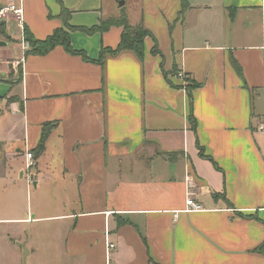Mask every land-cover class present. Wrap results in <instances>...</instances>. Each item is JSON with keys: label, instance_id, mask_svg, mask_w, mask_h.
I'll list each match as a JSON object with an SVG mask.
<instances>
[{"label": "crops", "instance_id": "crops-1", "mask_svg": "<svg viewBox=\"0 0 264 264\" xmlns=\"http://www.w3.org/2000/svg\"><path fill=\"white\" fill-rule=\"evenodd\" d=\"M16 1L22 21L0 23V264H264V0ZM124 15L151 33L143 58L99 62L124 30H86ZM60 29L80 54L25 41Z\"/></svg>", "mask_w": 264, "mask_h": 264}, {"label": "trees", "instance_id": "trees-1", "mask_svg": "<svg viewBox=\"0 0 264 264\" xmlns=\"http://www.w3.org/2000/svg\"><path fill=\"white\" fill-rule=\"evenodd\" d=\"M62 13L65 14L64 16L67 21L70 13H68V11L65 9L62 10ZM111 26H119L123 28L124 31L122 34L121 44L117 49H103L99 57V62L103 63L106 59V55H116L125 51H132L137 55L138 58H143L144 39L150 36L151 33L142 25H139L138 27L129 25L125 15L119 20L110 19L109 21L102 22L99 26H95L92 30H86V32L90 34L94 32H106L109 30V28H111ZM25 41L31 46L33 54L46 55L58 46H62L67 50V52L71 54H80L72 47V44L70 43V33L65 29L57 30L53 35L49 36V38L45 40L35 39L28 30H25ZM155 53H159L157 42L153 50V54ZM187 85L188 89H190L189 92H191V89L198 87L191 82H189ZM42 149L43 141L38 146L37 150L42 151ZM259 252L264 254V244L259 248Z\"/></svg>", "mask_w": 264, "mask_h": 264}, {"label": "built area", "instance_id": "built-area-1", "mask_svg": "<svg viewBox=\"0 0 264 264\" xmlns=\"http://www.w3.org/2000/svg\"><path fill=\"white\" fill-rule=\"evenodd\" d=\"M22 13H23L22 5L18 4L16 0H10L9 3L1 7L0 18L5 19L10 16H13L17 21L18 20L22 21V17H23ZM180 77H182V75H180ZM27 165H28V169L35 166L32 155H28ZM191 196L192 195H189V198L186 202V206L188 207L186 212L190 213V212L201 211L203 209L202 205H199L197 202H195V200ZM109 248L113 249L114 245L110 244Z\"/></svg>", "mask_w": 264, "mask_h": 264}, {"label": "rangeland", "instance_id": "rangeland-1", "mask_svg": "<svg viewBox=\"0 0 264 264\" xmlns=\"http://www.w3.org/2000/svg\"><path fill=\"white\" fill-rule=\"evenodd\" d=\"M109 1L110 0H107V4L109 3ZM4 19V18H3ZM3 19H1L0 18V23H2L4 20ZM2 35H4V30H3V26L2 25H0V40H6V37H4L3 38V36ZM17 70H19L18 69V67H17ZM8 74H10L11 75V77H12V75H13V70H12V72H8ZM15 77V78H14ZM19 77H20V75H19V73L17 72L15 75H13V78H14V81H19ZM23 255H25L24 253H23Z\"/></svg>", "mask_w": 264, "mask_h": 264}, {"label": "water", "instance_id": "water-1", "mask_svg": "<svg viewBox=\"0 0 264 264\" xmlns=\"http://www.w3.org/2000/svg\"><path fill=\"white\" fill-rule=\"evenodd\" d=\"M125 5V0L119 1V6L122 8Z\"/></svg>", "mask_w": 264, "mask_h": 264}]
</instances>
